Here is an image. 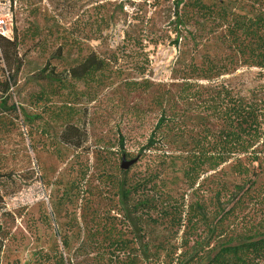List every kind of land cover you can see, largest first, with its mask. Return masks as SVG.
Returning <instances> with one entry per match:
<instances>
[{
    "label": "rangeland",
    "instance_id": "1",
    "mask_svg": "<svg viewBox=\"0 0 264 264\" xmlns=\"http://www.w3.org/2000/svg\"><path fill=\"white\" fill-rule=\"evenodd\" d=\"M196 1L242 23L264 14L257 0H0L13 42L0 83L14 76L0 93V264H207L264 234V161L185 176L225 127L212 108L226 93L264 108V71ZM89 57L104 70L74 79ZM68 127L78 148L60 141Z\"/></svg>",
    "mask_w": 264,
    "mask_h": 264
},
{
    "label": "trees",
    "instance_id": "2",
    "mask_svg": "<svg viewBox=\"0 0 264 264\" xmlns=\"http://www.w3.org/2000/svg\"><path fill=\"white\" fill-rule=\"evenodd\" d=\"M261 1L264 0L256 2L260 3ZM194 6L196 12L209 17V20L217 27L225 28L224 43L239 56L242 64L264 71V14L243 20L242 23L237 16L228 15L224 9H215L213 6L201 4L200 1H196ZM8 46H13V42L0 36V52L3 53L7 62L10 58L7 52ZM102 70H104V62L89 57L80 69L71 71V74L76 80L82 78L89 80L94 77L95 73ZM219 70L221 69L217 66L211 65L205 72H201L205 78L206 74H216ZM11 81L14 82L13 75L0 83V93L5 94L11 88ZM223 98L226 101L225 107L214 105L211 108L214 112L221 114L225 127L218 133L210 148L200 147L199 150L193 152L191 167L185 171L187 178H192L193 174V183L197 180L204 165H207L210 170H214L230 160L238 162L239 157H246L250 163H257V165L264 161V154L258 152L257 148L264 130V108L253 104H243L235 98L229 97L227 93ZM162 122L161 120L160 125ZM60 141L65 145L78 148L79 139L76 129L66 128L60 136ZM154 141V135L150 136L145 150L152 148ZM238 172L242 174L246 171L239 169ZM126 192L129 191L126 190ZM207 264H264V234L256 239L220 248Z\"/></svg>",
    "mask_w": 264,
    "mask_h": 264
},
{
    "label": "water",
    "instance_id": "3",
    "mask_svg": "<svg viewBox=\"0 0 264 264\" xmlns=\"http://www.w3.org/2000/svg\"><path fill=\"white\" fill-rule=\"evenodd\" d=\"M135 162H136L135 160L127 162V161L125 160V158L123 157V158H122V164H121V166H120V169H122V170L125 171V170H127L130 166H132Z\"/></svg>",
    "mask_w": 264,
    "mask_h": 264
}]
</instances>
